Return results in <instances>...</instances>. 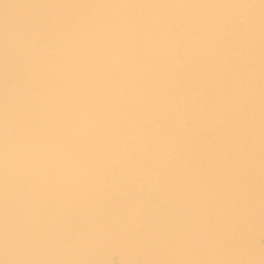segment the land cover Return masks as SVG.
Segmentation results:
<instances>
[{"label":"bare ground","instance_id":"6f19581e","mask_svg":"<svg viewBox=\"0 0 264 264\" xmlns=\"http://www.w3.org/2000/svg\"><path fill=\"white\" fill-rule=\"evenodd\" d=\"M0 264H264V0H0Z\"/></svg>","mask_w":264,"mask_h":264}]
</instances>
